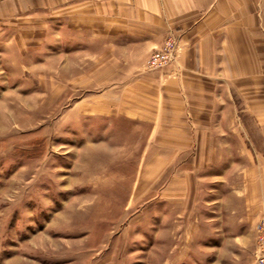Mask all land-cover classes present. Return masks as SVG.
<instances>
[{
	"label": "rangeland",
	"instance_id": "374dc122",
	"mask_svg": "<svg viewBox=\"0 0 264 264\" xmlns=\"http://www.w3.org/2000/svg\"><path fill=\"white\" fill-rule=\"evenodd\" d=\"M6 52L0 264H264V205L240 149L261 147V120L238 94L264 101V77L221 95L218 61L172 87V36L146 55Z\"/></svg>",
	"mask_w": 264,
	"mask_h": 264
},
{
	"label": "crops",
	"instance_id": "0c3cea01",
	"mask_svg": "<svg viewBox=\"0 0 264 264\" xmlns=\"http://www.w3.org/2000/svg\"><path fill=\"white\" fill-rule=\"evenodd\" d=\"M170 36L181 47L173 73L182 74L172 87L188 88V73L214 72L218 61L225 74L217 80L221 95L233 80L246 88L264 77L257 59L264 52V0H0L1 54L39 56L67 46L69 54L86 56L146 55ZM242 93L240 112L261 120L262 141L257 150L240 147L251 158L244 176L256 184L254 196L264 205V101L252 104ZM228 132L246 134L242 127Z\"/></svg>",
	"mask_w": 264,
	"mask_h": 264
},
{
	"label": "built area",
	"instance_id": "2783aa9c",
	"mask_svg": "<svg viewBox=\"0 0 264 264\" xmlns=\"http://www.w3.org/2000/svg\"><path fill=\"white\" fill-rule=\"evenodd\" d=\"M169 45H170V42H168V40H167V43H166V47H165V50H164V54L167 56V55H170V48H169ZM164 54L163 55H159V54H155L156 56L155 57H153V61H158L159 59L158 58H160L161 57V59L164 57ZM165 56V57H166ZM164 57V58H165ZM255 230H256V233H257V241L259 240V239H261V235H260V233H259V231H260V227L259 226H256V228H255ZM260 258H262V257H260Z\"/></svg>",
	"mask_w": 264,
	"mask_h": 264
}]
</instances>
